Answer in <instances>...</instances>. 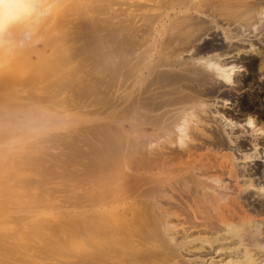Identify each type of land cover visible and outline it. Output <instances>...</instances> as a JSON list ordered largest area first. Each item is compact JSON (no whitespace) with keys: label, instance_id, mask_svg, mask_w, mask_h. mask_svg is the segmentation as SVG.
Segmentation results:
<instances>
[{"label":"bare ground","instance_id":"bare-ground-1","mask_svg":"<svg viewBox=\"0 0 264 264\" xmlns=\"http://www.w3.org/2000/svg\"><path fill=\"white\" fill-rule=\"evenodd\" d=\"M80 1L0 34V264H264V121L232 99L242 56L264 81V0ZM81 6L84 102L52 106ZM80 121L84 194L38 191L47 151L19 148Z\"/></svg>","mask_w":264,"mask_h":264},{"label":"rangeland","instance_id":"rangeland-1","mask_svg":"<svg viewBox=\"0 0 264 264\" xmlns=\"http://www.w3.org/2000/svg\"><path fill=\"white\" fill-rule=\"evenodd\" d=\"M81 1H84V0H81ZM81 1H80V3L82 4L83 2H81ZM82 6H84V3H83ZM82 6L77 10L78 12L76 11L77 13L75 12L76 9H73V11L75 12L74 15L76 17L75 21L72 22V25L71 24L66 25L67 27H65V29L67 31H65V29L60 30V32L61 31H65V33L62 32L63 34L60 33L61 35H58V36H60L59 38H61V40H60L61 47H66L71 52V56H72V60L71 61L72 62L69 61V62H71V64L69 65V67L66 66L64 68V71L66 69H69V70H67L66 72L63 71V73H62L61 71L63 70V68H59V70L56 71V73H54L56 75H54V74H53L54 76L52 75L54 79H51L52 76L49 77V79H51V80H49L47 77L44 78L46 81L49 80L50 83H52V82L53 83H55V82H62L63 79H64V77L66 76V73L67 72H71V71H74V70L77 72V76L75 77V79L71 83V88L73 87L72 89L69 87L68 89L61 90V92H60V90H58V91L56 90V93L53 94V96L55 95V98H57V97L58 98L56 100L55 98L52 97L53 100L50 101V104L52 106H56L55 105L56 103H58V104L62 103L60 100L63 101L64 99L67 100V99L74 98V95H75L74 93H76L75 96L77 98H79L78 99L79 101L81 100L80 98H82L84 96V80L83 81L81 80L84 77V72H83L84 71V61L82 59L84 58V41H85V39H84V24H83V20H84V8H82ZM77 7H78V4L74 8H77ZM66 11H70L71 12L72 9H67ZM73 11H72V13H73ZM222 12L223 11H220V12L219 11H215V12H213V15L216 16V19L219 21V23H222L223 22V20L221 18H219V14H221ZM79 15H80V17L78 19V16ZM79 22L81 24H79ZM68 26H72V27H70V29H69ZM71 28H73V29H71ZM21 36L25 39L27 37V32H26V34H25L24 31L23 32H20L19 38ZM80 39H81V41H80ZM69 42L72 45H70V44L68 45ZM70 46H72V47H70ZM76 47H78V48L81 47V48L78 49V50H76V52L78 51L77 53L76 52L73 53V51H75ZM75 59H76V61H75L76 63L74 64V60ZM240 60H241L240 62L245 67H247V69H248L249 72L242 74V84L239 87V90L240 91L237 94H235L234 95L235 98H232V99L233 100L235 99V104L237 103L239 105V108L241 110H244V111L251 110L253 112H256L258 114V117L264 121V114H261V112H264V81H258L257 80V76L256 75H258V74H257V72L255 70V65L254 66H251V61L254 60V62L256 63L257 62V58H255L254 56H242V58ZM59 72H60V75L58 74ZM81 72H82V74H81ZM57 75H58V77H57ZM46 81H44L45 83L44 82H42V83L43 84H46ZM49 82H47V83H49ZM80 90H81V92L78 94L80 97H78L77 96V93ZM57 92H59V94ZM67 92L68 93L70 92V93L67 94ZM57 95H59V96H57ZM66 95L68 96V98H67ZM77 98H74V99H77ZM83 98H82V100H84ZM80 102H84V101H80ZM46 104L49 105V102H46ZM227 106H228V104H227ZM71 109H74L75 110V108H71ZM74 110H72L71 112H75V111L77 112L78 108H76L75 111ZM73 126H66V127L61 128V129L58 130L59 132H57V133L59 135H61V136L64 135V138H63V136L62 137L58 136V134H56L58 137H56V135L55 136L52 135L53 131L45 132L46 133V134L44 133L45 135L42 132L40 134H42L44 136H40V134H39L37 136L38 138H36V140H32V141H30V144H28V145H22L19 148L22 151V153H21L22 155L25 154V151H27V150L30 149L29 146H31L32 144H35L37 146V148H40L39 149L40 151H42V149H43V148L41 149V147H45L44 149H46V150H44V151H47V152H43L42 151V153H45V154H41V153L37 152L38 155H39L38 156L39 158L40 157L41 158L44 157L43 158L44 160L40 158L41 160H39V164L37 165L36 172L33 174V176L35 177L34 179H36V181L37 180L40 181V182H36L35 181L36 186H38V184L40 183L39 186L43 187V188L38 187L37 188L38 191L43 190V189L46 190L48 188L46 190L47 192L48 191L49 192H52V194L54 193V195H59L62 198L67 197V196H72V195H70L72 193H73V197H74V195H77L78 194L77 191L79 192L80 195L81 194H84V164H83L84 163V154L81 153L84 150V142H83L84 141V134H83L84 133V122L83 121H80V122H78L77 124H75ZM50 132H52V133L51 134H48ZM55 133L56 132L54 131V134ZM46 135L47 136L49 135L47 137V138L50 137L49 139L56 140V138H57V140H58L59 138L60 139L62 138V140H64V141H61V140L60 141L59 140L57 141L56 140V141L53 142V140H52L51 143L53 142V144H55V145H52V144L49 143V140L48 141H43V140H45L44 137ZM73 137H76V139L78 140V141L74 140V142L76 141L75 144H77L79 151H77V150H75V151L74 150H71V149H76L72 145H71L72 147L70 148V145L69 144H72L73 143L72 140H71V139H74ZM68 141H69V143H68ZM63 142H65L67 144H63ZM38 143H39V146H38ZM43 144L44 145H47V146H42ZM49 144H50V146H49ZM76 151L78 152V154H77ZM72 152H76V153L73 154ZM46 153L47 154L49 153L48 157H47V154ZM75 154H77V155L75 156ZM45 157H47V158H45ZM64 158H65L66 162H65V160L63 161ZM52 159H54V161L55 160L56 161L54 162ZM47 160H50L51 163L54 162L55 164H57L58 165V169H57L58 171H55L54 172V170L49 169L48 168V163L50 161L47 162ZM58 162H60V163H58ZM51 163H49V164H51ZM60 164H62V165L64 164V168H62L63 166L60 165ZM39 165H42V166L39 167ZM59 165L62 166V167H60ZM24 166L25 167H31V165H24ZM65 166H66V168H65ZM40 168L43 169V170L40 171L41 170ZM44 169H46V171ZM38 171H40V172H38ZM65 175H66V177H63ZM68 191H69V193L70 192L71 193L70 194L69 193L68 194L65 193V192H68Z\"/></svg>","mask_w":264,"mask_h":264},{"label":"clouds","instance_id":"clouds-1","mask_svg":"<svg viewBox=\"0 0 264 264\" xmlns=\"http://www.w3.org/2000/svg\"><path fill=\"white\" fill-rule=\"evenodd\" d=\"M34 0H0V34L12 26L41 15ZM249 126L255 124V118L249 117Z\"/></svg>","mask_w":264,"mask_h":264}]
</instances>
